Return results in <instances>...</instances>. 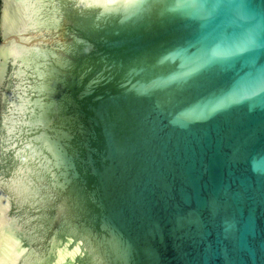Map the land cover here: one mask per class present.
I'll use <instances>...</instances> for the list:
<instances>
[{"label": "water", "instance_id": "95a60500", "mask_svg": "<svg viewBox=\"0 0 264 264\" xmlns=\"http://www.w3.org/2000/svg\"><path fill=\"white\" fill-rule=\"evenodd\" d=\"M0 264H264V0H1Z\"/></svg>", "mask_w": 264, "mask_h": 264}, {"label": "trees", "instance_id": "16d2710c", "mask_svg": "<svg viewBox=\"0 0 264 264\" xmlns=\"http://www.w3.org/2000/svg\"><path fill=\"white\" fill-rule=\"evenodd\" d=\"M0 16H1V0H0Z\"/></svg>", "mask_w": 264, "mask_h": 264}]
</instances>
